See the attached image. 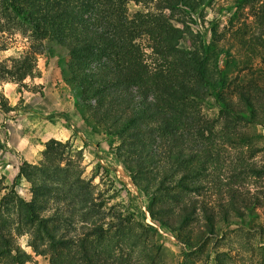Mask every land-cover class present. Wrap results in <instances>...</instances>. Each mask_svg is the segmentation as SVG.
<instances>
[{
    "label": "trees",
    "instance_id": "trees-1",
    "mask_svg": "<svg viewBox=\"0 0 264 264\" xmlns=\"http://www.w3.org/2000/svg\"><path fill=\"white\" fill-rule=\"evenodd\" d=\"M215 4L0 0V33L15 25L38 43L2 73L23 86L39 76L44 47L67 59L64 82L78 93L83 122L117 142L112 155L146 208L111 204L83 177L69 144L50 140L42 161L18 175L31 199L14 188L0 200V264L32 263L23 237L49 264H167L163 234L186 248L182 264H195L221 225L249 226L258 216L264 193L252 185L264 179L257 131L264 126V36L235 33L245 52L238 60L234 46H221L219 24L206 19ZM237 7L264 25V0H238Z\"/></svg>",
    "mask_w": 264,
    "mask_h": 264
},
{
    "label": "rangeland",
    "instance_id": "rangeland-1",
    "mask_svg": "<svg viewBox=\"0 0 264 264\" xmlns=\"http://www.w3.org/2000/svg\"><path fill=\"white\" fill-rule=\"evenodd\" d=\"M237 1L216 0L213 8L205 10V16L208 21H216L219 24L218 30L225 34L221 46L227 49L234 46L232 55L242 60L245 52L237 45L235 33L241 34L243 30L247 33L246 37L264 36V25L254 22L250 9L238 8ZM130 9L134 11L137 7L131 5ZM11 27L10 32L0 33V47L6 49L0 51V139L5 145L0 154V180L3 179L6 184L7 169L17 170V176L13 175L9 186L0 187V200L14 188L23 198L31 199L30 186L24 179H18V175L27 165L39 164L45 144L50 140H57L69 144L84 172L83 177L92 180L105 197H111V204L125 205V208L119 209L130 212L137 211V208L146 211L143 196L112 155L111 146L117 142L95 133L83 122L78 93L64 82L67 59H57V52L51 53L44 47L43 55L39 56L37 63L39 76L27 79L23 86L2 73V67L10 66V60L19 58L32 45L38 44L29 34L20 33L15 25ZM195 29L200 30V27ZM182 47H191L188 38L182 43ZM2 98L12 108L9 113L2 111ZM257 131L264 136V126L257 127ZM15 135L18 136V141L24 139L29 146L40 149L35 163L28 164L23 159L22 151L12 148ZM253 185L252 187H257L258 191L264 193V179ZM257 213L258 216L250 221L249 226L221 225L219 236L197 256L195 264H220L221 261L225 264H264V232L256 229L259 225L264 226V208L258 209ZM147 222L153 225L148 214ZM163 235L168 239L165 243V261L167 264H182L186 248L174 238ZM27 242V237L19 239L21 247L33 255L31 264H49L47 257L35 256L27 248ZM218 255H222L221 261L217 260Z\"/></svg>",
    "mask_w": 264,
    "mask_h": 264
},
{
    "label": "crops",
    "instance_id": "crops-1",
    "mask_svg": "<svg viewBox=\"0 0 264 264\" xmlns=\"http://www.w3.org/2000/svg\"><path fill=\"white\" fill-rule=\"evenodd\" d=\"M16 137L17 139H14ZM12 140V148L18 149L22 151L23 159L28 164H33L36 162L38 153L40 152V149L33 145L26 144V140L18 141V136L15 135ZM8 153V152H7ZM7 153H4L6 155ZM3 155V154H2ZM1 156V155H0ZM11 166H7L9 168ZM9 171H6L5 174H7V181L6 184H4L6 187L9 186V181H11V178L14 176H17V170L15 169H7ZM14 170V171H13Z\"/></svg>",
    "mask_w": 264,
    "mask_h": 264
}]
</instances>
